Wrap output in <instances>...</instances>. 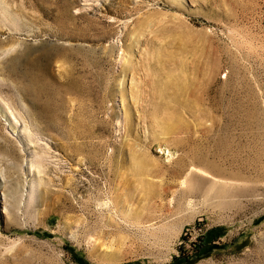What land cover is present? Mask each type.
Here are the masks:
<instances>
[{
  "label": "rangeland",
  "instance_id": "374dc122",
  "mask_svg": "<svg viewBox=\"0 0 264 264\" xmlns=\"http://www.w3.org/2000/svg\"><path fill=\"white\" fill-rule=\"evenodd\" d=\"M0 264H264V0H0Z\"/></svg>",
  "mask_w": 264,
  "mask_h": 264
}]
</instances>
